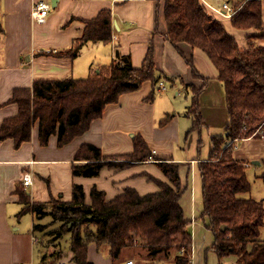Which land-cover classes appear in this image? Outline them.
Wrapping results in <instances>:
<instances>
[{"label": "crops", "instance_id": "0c3cea01", "mask_svg": "<svg viewBox=\"0 0 264 264\" xmlns=\"http://www.w3.org/2000/svg\"><path fill=\"white\" fill-rule=\"evenodd\" d=\"M38 1L0 0V126L4 118L18 112L17 103L11 100L15 88L30 87L35 79L41 78H83L92 68L98 70L99 66L126 56L132 66L139 67L149 46L153 49L156 74L160 75L165 89L161 91L150 80L144 81L138 89L121 94L117 102L108 103L102 115L93 119L84 133L62 146L58 145L57 133L49 136L47 144L40 143L37 120L32 125L30 139L18 146L13 138L0 140V264H45L47 261L43 250L46 239L39 237L34 229V224L41 220L36 219L31 209L20 213L24 204L16 191L18 185L22 186L31 202L47 205L52 199L70 201L74 183L82 185L86 203H90L93 186L104 191L106 199L121 193L125 187H132L144 195L160 189L157 180L170 183L158 166L160 161L178 164L179 203L184 218L189 221L187 230L192 237L190 264H203L208 233L198 224V215L203 210L198 162L208 159L212 148L211 136L223 134L228 121L223 85L218 79L216 66L200 48L185 42L178 43L176 47L165 38L163 1L56 0L52 6L51 0H44L51 8L42 23L34 21L31 15L32 6ZM201 2L222 20L240 45H246L245 35L252 30L234 28L230 17L214 11L205 0ZM102 9L111 13V41H87L74 57L66 55L65 51L84 26L81 19H91ZM261 14L264 26V0H261ZM256 41L264 46V38ZM186 58L191 60L192 66ZM192 67L206 77L207 82L199 94L203 124L200 129L187 132L192 123L187 114L192 100L191 89L203 83L202 78L194 77ZM182 91L190 96L184 106L179 99ZM166 117L167 120L161 123V119ZM135 134L144 138L153 160L130 164L122 169L103 167L97 176L73 174V164L81 163L74 160L81 144L91 143L105 155H120L132 151ZM253 138L239 139L235 144ZM241 146L232 149V156L245 162L248 178L249 163L254 164L253 160H258L255 165L264 164V156L248 149L242 150ZM262 172L264 170L254 171V176L261 179ZM26 178L30 181L27 185L24 184ZM259 188L263 191L261 196H254L249 190L241 197L264 202V188L262 185ZM192 227L195 233L191 231ZM201 233L204 239L198 242ZM260 239L264 242V224L260 228ZM47 245L51 244L47 242ZM64 253L67 255L60 252L53 264L60 259L66 260L67 264H75L68 260L71 259V251ZM212 254L216 264H236L234 255L220 260L215 251ZM87 258L90 264H114L108 252L99 250L95 243L88 245ZM129 260L133 261L132 264L137 262L125 251L116 264H126Z\"/></svg>", "mask_w": 264, "mask_h": 264}, {"label": "trees", "instance_id": "16d2710c", "mask_svg": "<svg viewBox=\"0 0 264 264\" xmlns=\"http://www.w3.org/2000/svg\"><path fill=\"white\" fill-rule=\"evenodd\" d=\"M160 1L166 23L165 38L176 47L185 42L204 51L216 66L223 85L228 121L223 134L211 136L208 159L198 162L203 197L200 216L208 218L207 226L213 233L211 248L220 260L234 255L236 263L264 264V242L260 239L264 202L241 197L251 184L245 162L232 156L236 139L249 138L259 127L264 131V46L256 41L264 38L261 0L231 1L235 10L230 24L244 31L252 30L245 35V46L238 43L201 0ZM81 21L84 26L80 35L65 51L69 57H74L87 41H111L110 10L102 9L95 17ZM1 33L0 23V36ZM186 61L192 66L191 60L186 58ZM192 74L202 78L203 83L191 89L187 114L192 123L187 132L200 129L203 124L199 94L207 82L194 67ZM146 80L154 85L160 80L152 46L139 67L132 66L126 56L101 65L98 70L92 68L83 78L35 79L30 87L14 89L11 100L17 103L18 112L3 119L0 140L13 138L18 146L30 139L32 125L37 120L40 143L47 144L49 136L57 133L58 145L62 146L84 133L108 103L117 102L121 94L138 89ZM166 120L167 117L160 122ZM149 155L152 156V151L139 134L133 136L132 151L114 156L103 154L91 143H83L74 154V160L81 163H74L72 172L97 176L103 167L122 169L146 161ZM158 166L170 182L159 181L158 191L140 195L136 189L125 187L121 193L106 199L104 191L93 186L90 203L85 202L84 189L79 183L73 184L70 201L52 199L50 205L31 202L18 185L16 191L24 204L20 213L31 209L36 219L50 215L49 222H36L34 229L51 235L52 241L68 234L70 260L75 264H90L87 258L90 243L106 250L114 264L128 248L135 246L144 248L141 257L147 259L173 256L171 262L161 264H190L192 237L187 230L189 221L184 218L179 203L178 164L160 161ZM260 177L264 182V172ZM54 222L59 224L52 227ZM221 225L225 227L222 230Z\"/></svg>", "mask_w": 264, "mask_h": 264}, {"label": "rangeland", "instance_id": "374dc122", "mask_svg": "<svg viewBox=\"0 0 264 264\" xmlns=\"http://www.w3.org/2000/svg\"><path fill=\"white\" fill-rule=\"evenodd\" d=\"M205 1H206L207 5L210 6L214 11H216V9L219 8L223 3V0H208V1L205 0ZM168 85H170V84H168ZM187 94L188 93H186V91H182V94L179 96V99L181 100V102H184L183 106L185 104H187V101L189 102L190 96ZM251 138H253V137H251ZM239 146L242 147V150L248 149L252 152H259L262 156H264V138H261V137L260 138H253V139H250L248 141L237 142L233 146V149H235ZM247 169H248V179H249L250 184H251L250 191L256 197L261 196L263 194L262 193L263 191H261L262 188H259V185H262L264 188V183L261 179H257L254 176V171L255 172H257V171L261 172L262 170H264V164L255 165V164L249 163ZM159 181L160 180H157L156 183L158 184ZM246 194H248V192L242 193V195H246ZM198 208L199 209L201 208V204H199ZM39 220H41L42 223H45V222L51 220V216L46 215ZM207 220H208V218L207 219H206V217L202 218L200 215H198V222H199L198 224L200 225V227H203V229L206 230L208 233V235L205 239L208 242V245H206L207 248H206V252H205L204 257H203V264H216L217 260L216 261L213 260V259H215V256L212 254V252H214V250L212 248H208L211 246V243L213 242V233L206 226L208 223ZM58 224H59L58 222H54V223H52L51 226L54 227V226H57ZM191 231H194V227H192ZM38 233H39V237H42V239L45 238L47 240V242H50L52 244L50 246L45 245V247L43 249L45 257L47 259V261H45V264H50V263L53 264L56 260L57 255L60 252L63 253L64 255L65 254L67 255V253H64V252L69 251V235L68 234L63 235V237L61 239H59L58 242H55V241L51 240V235H47V234L44 235L43 234L44 236H42V234H40L39 231H38ZM194 233H195V231H194ZM202 233H201V235H199L200 238H199L198 242H201L204 239ZM53 245H55V246H53ZM135 247L136 248H128V250H126V253H129L130 257H135L137 259L136 264H161L163 262L167 263V262H171L173 260V256H171V255H170L171 257H169V258H166V256H164V255H159L153 259H147L146 257H141L145 253L144 248H141L140 246H135ZM68 260H70V259H68Z\"/></svg>", "mask_w": 264, "mask_h": 264}, {"label": "built area", "instance_id": "2783aa9c", "mask_svg": "<svg viewBox=\"0 0 264 264\" xmlns=\"http://www.w3.org/2000/svg\"><path fill=\"white\" fill-rule=\"evenodd\" d=\"M233 1V0H231ZM230 0H225L223 1L222 5L216 9V12H218L220 15L224 17H231V15L234 13V7L232 6ZM50 4L44 0H40L36 2L31 9V15L33 17V20L36 22H45L48 14L50 12ZM158 89L163 91L165 89V84L162 80H159L157 83ZM259 136L261 138H264V131L262 127H259L254 134H252L249 138L254 137V136ZM244 139V138H243ZM235 141H238L237 139ZM148 160H153V157L149 155ZM29 179L26 178L24 179V184L27 185L29 183ZM133 261L129 260L126 262V264H132ZM18 264H24V263H18ZM56 264H67V261L64 259H60L59 261L56 262Z\"/></svg>", "mask_w": 264, "mask_h": 264}, {"label": "water", "instance_id": "95a60500", "mask_svg": "<svg viewBox=\"0 0 264 264\" xmlns=\"http://www.w3.org/2000/svg\"><path fill=\"white\" fill-rule=\"evenodd\" d=\"M55 2H56V0H51L52 6L55 5ZM253 163H254V164H258L259 161H258V160H253ZM220 228H221V230H222V229H224L225 227H224V225H221ZM236 264H242V263H236Z\"/></svg>", "mask_w": 264, "mask_h": 264}]
</instances>
